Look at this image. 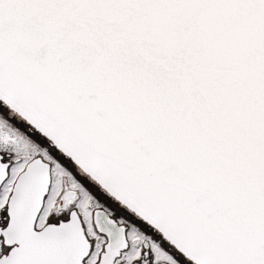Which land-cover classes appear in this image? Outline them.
<instances>
[{"label": "snow or ice", "instance_id": "snow-or-ice-1", "mask_svg": "<svg viewBox=\"0 0 264 264\" xmlns=\"http://www.w3.org/2000/svg\"><path fill=\"white\" fill-rule=\"evenodd\" d=\"M0 264H264V0H0Z\"/></svg>", "mask_w": 264, "mask_h": 264}]
</instances>
